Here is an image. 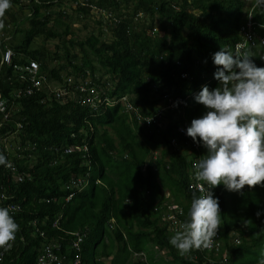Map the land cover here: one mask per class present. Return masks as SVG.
<instances>
[{"label":"trees","instance_id":"1","mask_svg":"<svg viewBox=\"0 0 264 264\" xmlns=\"http://www.w3.org/2000/svg\"><path fill=\"white\" fill-rule=\"evenodd\" d=\"M10 2L5 15L12 27L0 36V104L5 107L0 112V154L13 161L23 180L16 181L0 165V194L8 196L6 201L0 197V207L8 202L21 206L10 214L18 229L1 264L35 261L44 239L34 235L33 220L47 238L68 239L70 231L88 226L82 264H154L148 245L160 255L157 264H201L169 243L176 232L167 230L164 219L169 196L184 208L181 219H189L193 194L199 196L188 189L192 162L208 152L179 128L187 132L194 119L209 111L195 96L204 86L211 91L219 85L214 74L220 66L213 55L222 47L235 53L248 15L254 22L251 32L264 35V6H256L255 0L247 5L246 0ZM66 5L78 16L91 17L95 6L110 17L96 13L100 16L93 25L84 24L88 32L82 39L71 26ZM6 49L12 51L10 64L1 63ZM244 50L257 67H264V50L256 39ZM31 60L44 79L42 88L26 95L30 85L20 73ZM64 74L95 87L110 104L93 109L79 91L76 98L58 96L54 81L62 85ZM123 96L137 113L125 112ZM166 97L180 98L181 104L167 109ZM179 109L185 111L183 117L175 115ZM144 116L158 120L146 124ZM74 179L83 185L67 188ZM212 193L220 205L223 243L212 258L217 261L226 252V264H235L237 256L264 246V185L232 192L221 183ZM56 219L58 227H53ZM232 231L239 235L238 244L229 242ZM140 251L145 262L132 258Z\"/></svg>","mask_w":264,"mask_h":264},{"label":"clouds","instance_id":"2","mask_svg":"<svg viewBox=\"0 0 264 264\" xmlns=\"http://www.w3.org/2000/svg\"><path fill=\"white\" fill-rule=\"evenodd\" d=\"M255 5L264 6V0H255ZM10 7V0H0V17ZM10 25H6L8 29ZM242 47L237 44L235 53L222 47L213 55L214 64L220 66L214 74L220 86L211 91L204 86L195 96L209 111L192 121L187 135L208 150L196 165V180L203 182L198 190L203 193L206 184L208 192L193 194L189 219L169 239L181 255L212 246L220 225V205L212 188L223 183L229 191L240 192L245 186L264 185V67H257L251 53ZM0 165L11 166L3 154ZM17 229L9 209L0 207V248L10 247ZM260 255L259 264H264V251ZM140 260L145 262L146 254Z\"/></svg>","mask_w":264,"mask_h":264},{"label":"built area","instance_id":"3","mask_svg":"<svg viewBox=\"0 0 264 264\" xmlns=\"http://www.w3.org/2000/svg\"><path fill=\"white\" fill-rule=\"evenodd\" d=\"M21 1V0H20ZM77 1L73 2L75 4ZM92 10H95L97 13L105 12V17L108 18L110 17V14L107 11H104L101 8H96L95 6H92ZM254 22L251 21L250 15H248L247 21L245 25L241 29V33L244 35V39L242 41H239L237 44L242 45L244 48L247 43H251L253 45L254 39H257L259 44L263 47L264 49V36H258L255 35L251 32L252 26ZM236 44V46H237ZM235 46V48H236ZM12 59V51L10 49H6L2 55H1V63L5 64H10ZM16 69V67L14 66ZM17 70V69H16ZM39 65L35 60L29 61L27 65L24 66L20 73V78L30 85L27 87L25 90V94L29 95L32 94L34 91L39 90L43 86V76L38 73L39 71ZM183 77L186 76V74L182 75ZM63 84L61 85L60 83L58 84L57 88V95H63L66 98H76L77 96L76 91H79L81 93H86V96L84 97L86 103L88 106H90L93 109H97L100 105H109L110 104V98L108 96L102 98L101 96L98 95L97 90L95 87L92 86H87L86 83H76V81H79V79L72 78L70 76H63ZM121 101L124 103V110L125 112L129 113L130 111L137 113L139 110L137 107L133 106L130 101L128 100L127 96H123L121 98ZM166 102L167 108H173L177 104H181L180 98H170L166 97ZM0 112H5V107L0 104ZM131 113V112H130ZM7 118V114H5L4 119ZM144 120V123L149 124L151 121H156L158 120V116H148V117H143L142 121ZM17 126L20 128L21 126L19 123ZM179 131H181L183 134H186V129L184 127H180ZM174 142V141H173ZM191 146H195V143H191ZM71 148L65 149V151H70ZM203 158V157H202ZM201 158L194 159L192 162V168H195V171L192 172V175L189 177V183H188V189L194 190L198 195H206L208 192V186L205 184L204 185V192L201 193L198 190L197 185L203 182H198L196 180V172L197 168L196 165L199 163ZM8 162L10 163V167L5 166V168L11 170L14 173V178L16 181H22L23 180V175L22 174H15V169H14V163L13 161L9 158ZM83 185V182L81 179H74L71 182L68 183L67 188H80ZM212 191V189H211ZM72 196V193L69 194L66 198L69 199ZM0 197L3 201H6L8 199V196L5 193H1ZM214 198V196H213ZM48 201V200H46ZM191 205V204H190ZM190 205L188 206V211H190ZM5 208L9 209V213L13 214L17 212L18 210L21 209V206L18 202H8L5 205ZM179 204L177 203H172L171 205L169 204L167 206V211L166 214H164V219L165 216L167 215V230L169 232H177L180 229V226L186 222L187 220H182L181 217L183 216V210ZM166 221V220H165ZM37 221L33 220L32 224L35 227L34 230V235H38L44 239V242L42 241L41 247L39 248L36 259L34 262L31 264H82V259H81V251H82V243L85 241L87 236L89 235V228L87 226H84L80 229H76L74 231H70L68 234L70 237L68 239H62V238H47L45 235V232L42 230H39L38 227L36 226ZM53 227H58V219H56L53 224ZM113 227V223H110L109 228L111 229ZM221 231H222V226L221 224L219 225V228L217 229V234L213 238V243L212 246L209 248H200V249H192L190 252L186 253L190 259L193 261L199 260L201 264H226V259L227 255L226 252L222 254V257L218 259L217 261L213 260L210 254L217 256L221 250L222 247V239H221ZM229 242L230 244H238L240 242L239 235L236 232H230L229 233ZM12 241L10 242V247H11ZM10 247L7 249L4 248L0 250V264L2 263V260L5 255V251L9 250ZM133 257H137L140 259H144L145 254L144 252H138V253H133ZM200 257V259H199Z\"/></svg>","mask_w":264,"mask_h":264},{"label":"rangeland","instance_id":"4","mask_svg":"<svg viewBox=\"0 0 264 264\" xmlns=\"http://www.w3.org/2000/svg\"><path fill=\"white\" fill-rule=\"evenodd\" d=\"M247 2L249 3V0H246V5H247ZM63 2H60L58 5H61ZM68 4H70V3H68ZM56 8H58V7H56ZM65 7H64V5L62 6V9H64ZM15 9H18V8H15ZM66 10H67V12L68 13H70L71 14V16H70V18H72L71 19V26H72V28L74 29V31L76 32V35H78V37L79 38H84L85 37V35H86V33L88 32V29L86 30V28L84 27V24H87V25H93V19L94 18H97V16H100V14H96L97 12L95 11V10H93L92 12H91V14H92V16L90 17V16H82V15H80V16H78L77 14V12H75V11H73V10H71V7L70 6H68V5H66ZM135 17H138V16H135ZM139 17H141V16H139ZM104 18V17H103ZM105 19H107V18H105ZM109 19V18H108ZM0 23H2L3 24V27L2 28H0V36H1V34L2 33H9L10 32V30L8 29V27L6 26L8 23H10V22H8V16L7 15H5L4 17H0ZM21 24L23 25V26H25V24H24V21H22L21 22ZM10 27H12V25H10ZM9 31V32H8ZM12 34V33H11ZM10 34V35H11ZM256 35L257 34H255V37H256ZM258 36H263V35H258ZM19 37V34H16L15 35V38H18ZM106 39H110V35L108 34L107 35V37H106ZM257 40V39H256ZM36 41V40H35ZM258 41V40H257ZM37 43L36 44H40L41 43V41L38 39L37 41H36ZM259 43V42H258ZM35 44V45H36ZM48 46H51L52 44H51V42H47L46 43ZM51 67H52V65H51ZM52 85H55L54 83H52ZM220 86V82H219V85L217 86V87H219ZM160 104V106L161 107H163V103H159ZM164 108V107H163ZM204 109H205V106H204ZM181 115L182 117L184 116V114H186L185 113V111L183 110V111H181L180 109L175 113V115ZM205 114V113H204ZM204 114H202L201 116H203ZM185 119H187L188 117H184ZM199 118H201V117H199ZM185 150H187V152L189 151L188 150V148L187 149H185ZM158 155V153H157V151L155 152V151H153V156H157ZM165 194H167V193H165ZM166 196H168V195H166ZM169 202H170V205L172 204V203H174V201H173V197L172 196H169V198L167 199ZM180 205V204H179ZM167 212H169V210L167 211ZM165 213H166V211H165ZM168 215V214H167ZM167 215L165 216V220L167 221ZM88 227V226H87ZM151 245H148V249L149 250H151V251H153L152 249H151ZM262 251H264V246L263 247H260V248H253V249H250V250H248V251H246V252H244L241 256H237V258H236V263L235 264H239V262H240V264L242 263V262H245V263H247V262H251V261H253V260H257V259H261L262 257H261V255H260V253L262 252ZM145 253V252H144ZM211 255V257H213L214 255H212V254H210ZM108 261V260H107Z\"/></svg>","mask_w":264,"mask_h":264},{"label":"crops","instance_id":"5","mask_svg":"<svg viewBox=\"0 0 264 264\" xmlns=\"http://www.w3.org/2000/svg\"><path fill=\"white\" fill-rule=\"evenodd\" d=\"M151 249L153 250L150 252L151 259L154 262V264H157L159 262L160 255L159 253L156 252V250L153 249V247H151ZM163 261H166V260L164 259Z\"/></svg>","mask_w":264,"mask_h":264},{"label":"bare ground","instance_id":"6","mask_svg":"<svg viewBox=\"0 0 264 264\" xmlns=\"http://www.w3.org/2000/svg\"><path fill=\"white\" fill-rule=\"evenodd\" d=\"M113 20V19H112ZM114 22V21H113Z\"/></svg>","mask_w":264,"mask_h":264}]
</instances>
